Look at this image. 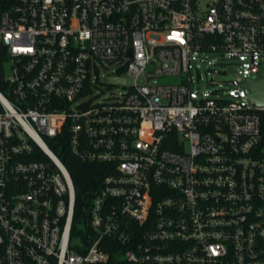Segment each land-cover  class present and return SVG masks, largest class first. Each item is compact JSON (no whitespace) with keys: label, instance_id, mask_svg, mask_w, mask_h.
Listing matches in <instances>:
<instances>
[{"label":"built area","instance_id":"obj_1","mask_svg":"<svg viewBox=\"0 0 264 264\" xmlns=\"http://www.w3.org/2000/svg\"><path fill=\"white\" fill-rule=\"evenodd\" d=\"M214 53L243 100L194 89ZM263 66L264 0H0V264H264ZM64 150L104 167L86 225Z\"/></svg>","mask_w":264,"mask_h":264},{"label":"rangeland","instance_id":"obj_2","mask_svg":"<svg viewBox=\"0 0 264 264\" xmlns=\"http://www.w3.org/2000/svg\"><path fill=\"white\" fill-rule=\"evenodd\" d=\"M192 75L195 78L194 89L200 96L207 97L221 96L234 100H243L240 97V87L238 86L234 75L230 72V67H234L240 73H249L252 78L257 76L251 72L250 60H236L233 58H223L220 54L200 55L192 62ZM101 87L96 89L95 93L102 94L107 86L112 85L115 95L126 93L133 85V80L127 76L105 75L101 79ZM113 93L106 92L103 99L110 98ZM248 103L251 101L248 99Z\"/></svg>","mask_w":264,"mask_h":264},{"label":"trees","instance_id":"obj_3","mask_svg":"<svg viewBox=\"0 0 264 264\" xmlns=\"http://www.w3.org/2000/svg\"><path fill=\"white\" fill-rule=\"evenodd\" d=\"M62 160L71 173L76 190L75 224L86 225L95 192L104 176V167L86 164L63 151Z\"/></svg>","mask_w":264,"mask_h":264},{"label":"water","instance_id":"obj_4","mask_svg":"<svg viewBox=\"0 0 264 264\" xmlns=\"http://www.w3.org/2000/svg\"><path fill=\"white\" fill-rule=\"evenodd\" d=\"M237 79L239 80L240 78L237 76ZM243 85L250 90L251 97L255 103L259 106H264V66L261 72V77L258 80H247L243 82Z\"/></svg>","mask_w":264,"mask_h":264}]
</instances>
